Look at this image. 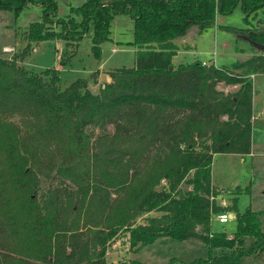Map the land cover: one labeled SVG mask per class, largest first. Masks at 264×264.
<instances>
[{
    "label": "trees",
    "instance_id": "16d2710c",
    "mask_svg": "<svg viewBox=\"0 0 264 264\" xmlns=\"http://www.w3.org/2000/svg\"><path fill=\"white\" fill-rule=\"evenodd\" d=\"M238 3L245 18L264 8V0H82L63 18L57 0H0L15 15L26 4L41 13L27 25L24 50L0 56V264H106L120 233L131 251L162 238L207 249L205 258L165 264H241L264 253L259 213L237 211L234 200L222 205L211 179L216 153H251L252 81L234 69L264 58L172 64L174 40L193 26L201 33ZM117 14L133 20L138 52L97 91L87 78L60 88L56 69L17 63L30 42L56 36L76 46L89 26L98 55ZM247 37L264 51V28ZM219 82L238 87L224 93ZM234 210L233 233L211 229L216 214Z\"/></svg>",
    "mask_w": 264,
    "mask_h": 264
},
{
    "label": "rangeland",
    "instance_id": "374dc122",
    "mask_svg": "<svg viewBox=\"0 0 264 264\" xmlns=\"http://www.w3.org/2000/svg\"><path fill=\"white\" fill-rule=\"evenodd\" d=\"M81 2L82 0H57L56 15L64 18L69 14V5L76 6ZM245 15L238 3L230 13L217 14L214 25L205 28L201 33H196L197 26H193L188 36L191 37L190 41L193 40L194 54L179 56L180 60H183L181 62L198 60L213 63L215 61L218 66L230 67L236 62L246 61L253 55L264 54L262 46L254 44L247 37L248 31H260L264 28V8L247 18ZM72 16L74 19H79L78 15L72 14ZM40 18V8L35 4H26L16 15L10 10H0V56L9 59L24 50L27 43L25 38L27 25ZM46 24L58 29V26L51 22ZM109 29V38L100 43L98 55L91 48L92 29L89 26L87 34L82 36L76 46L74 42L66 45L63 38L56 36L30 42L31 48L17 63L32 72L46 68L56 69L60 88L67 86L76 78H87L92 82L89 83L91 89L97 91L104 82L97 80L98 75L96 80L92 79L96 71L104 76L105 73L116 68L133 66L138 52L134 44L133 20L128 15H115ZM174 62H179V58H175ZM258 68V66H250L240 71V74H244L252 81L251 153L245 155L216 153L211 162V179L219 192L216 197L218 202L226 206L229 205L226 204L227 201L234 200L236 210L239 212L251 208L259 213L258 217L264 230V217L261 213L264 211V73L257 72ZM252 70H254L253 79L246 75L251 74ZM237 87L238 85L224 82H219L217 85V88L224 93H231ZM162 185H165V181H162ZM235 212L234 210V214ZM159 214L160 212L153 211L149 215ZM138 222H144V219L140 217ZM236 226L235 216L226 223H220L215 219L211 221L213 231L226 230L231 234L236 230ZM248 241L247 239V243ZM205 257H207V249L196 239L162 238L137 251H131L128 250L126 233H120L108 246L106 264H115L122 259H134L143 264H165L172 258L190 262ZM263 262L264 253L256 257H247L241 264H263Z\"/></svg>",
    "mask_w": 264,
    "mask_h": 264
},
{
    "label": "crops",
    "instance_id": "0c3cea01",
    "mask_svg": "<svg viewBox=\"0 0 264 264\" xmlns=\"http://www.w3.org/2000/svg\"><path fill=\"white\" fill-rule=\"evenodd\" d=\"M190 39H191V37L190 36H186V37H184V38H180V39H176V40H174V43L176 44V46H177V49H176V52H175V54L173 55V57H172V64H173V66H177L178 64H180V63H184V62H181V61H183V60H180V57L179 56H185V55H192V54H194V45H193V40H191L190 41ZM264 53V52H263ZM253 56H255V55H253ZM262 56H263V58H264V54H262ZM175 58H179V62H177V63H175L174 62V59ZM183 59H185V58H183ZM260 62L257 64V66L259 67L258 69L259 70H257V72H262V73H264V70H263V67H264V61L263 60H259ZM188 63H190V62H188ZM256 66V67H257ZM241 69H245V67L243 68H236V69H234V71H236V73H240V71H241ZM97 75H98V78H97ZM97 75H96V78H97V80L99 79V80H101V82L103 81L104 83H106V82H110L111 81V77L109 76V73H105V75L103 76V75H100V72L98 71V73H97ZM247 76H250L251 77V79H253L254 78V70H252V73L251 74H246ZM101 82H99V83H101ZM104 83H102V85L104 84ZM241 155V154H240ZM213 184V183H212ZM214 185V184H213ZM215 186V185H214ZM231 203V201H227L226 202V204H230ZM229 214L231 213V214H233V217L232 218H234V216H235V214H234V212L233 211H227ZM205 248V247H204ZM251 257H256V256H251Z\"/></svg>",
    "mask_w": 264,
    "mask_h": 264
},
{
    "label": "built area",
    "instance_id": "2783aa9c",
    "mask_svg": "<svg viewBox=\"0 0 264 264\" xmlns=\"http://www.w3.org/2000/svg\"><path fill=\"white\" fill-rule=\"evenodd\" d=\"M4 49L7 51L10 50L9 48H4ZM213 54H215V52ZM202 63L203 64H211L207 61H202ZM212 64H214L216 67H219L218 65H216L215 61H213ZM213 198H214V196H211V199H213ZM213 219L217 220L220 223H226L230 219V217H229V213L227 211H224V212H220V213L216 214Z\"/></svg>",
    "mask_w": 264,
    "mask_h": 264
},
{
    "label": "water",
    "instance_id": "95a60500",
    "mask_svg": "<svg viewBox=\"0 0 264 264\" xmlns=\"http://www.w3.org/2000/svg\"><path fill=\"white\" fill-rule=\"evenodd\" d=\"M229 217L232 218V217H233V214L230 213V214H229Z\"/></svg>",
    "mask_w": 264,
    "mask_h": 264
}]
</instances>
